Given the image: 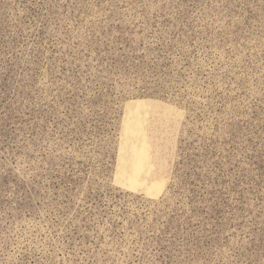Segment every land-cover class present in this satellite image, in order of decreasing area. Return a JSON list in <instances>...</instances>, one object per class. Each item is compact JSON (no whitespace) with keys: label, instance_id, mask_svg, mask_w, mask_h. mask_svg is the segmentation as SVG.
<instances>
[{"label":"rangeland","instance_id":"1","mask_svg":"<svg viewBox=\"0 0 264 264\" xmlns=\"http://www.w3.org/2000/svg\"><path fill=\"white\" fill-rule=\"evenodd\" d=\"M0 264H264V0H0Z\"/></svg>","mask_w":264,"mask_h":264}]
</instances>
